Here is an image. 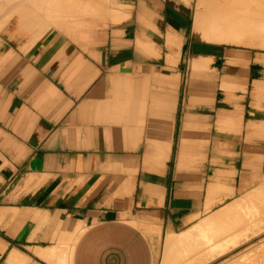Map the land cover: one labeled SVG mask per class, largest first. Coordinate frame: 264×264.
I'll use <instances>...</instances> for the list:
<instances>
[{
	"label": "crops",
	"instance_id": "1",
	"mask_svg": "<svg viewBox=\"0 0 264 264\" xmlns=\"http://www.w3.org/2000/svg\"><path fill=\"white\" fill-rule=\"evenodd\" d=\"M95 1L0 0V264H159L264 178V52Z\"/></svg>",
	"mask_w": 264,
	"mask_h": 264
},
{
	"label": "bare ground",
	"instance_id": "2",
	"mask_svg": "<svg viewBox=\"0 0 264 264\" xmlns=\"http://www.w3.org/2000/svg\"><path fill=\"white\" fill-rule=\"evenodd\" d=\"M57 1L61 2V0H57ZM202 9L203 11H205L204 13L206 20L211 24L213 28L214 37H218V38L220 37L222 39H226L227 41L239 45L251 43L249 42L250 38L253 39L258 38L264 40V0H197V10L199 11V13H202ZM121 16L126 17L127 15L123 14ZM121 16H119V18H122ZM209 60L211 61V59ZM263 206H264V182H261L259 183V186L250 190L249 193H246L245 195L235 199L228 205L222 207L218 211L214 212L215 214H212V216L209 215L210 217L208 218L206 217L204 220L202 219L200 224H198L195 228L187 232L186 235L185 234L181 235V237L183 236L182 239H180L181 237H179V240H177V238L174 237V239H176L174 240L173 236L169 237L168 245L172 243L171 246L173 247L172 248L169 246V248L173 250L175 249L174 250L175 252L176 250L177 251L178 250L180 251V249L182 250L183 247L184 250L185 247H187L186 249H189L190 246L188 247L186 245H188L187 243L193 240L195 236L194 240L197 239V243L195 241H192L193 243L192 242L191 243L194 244L195 242L197 244L196 245L197 248L199 249L197 250V248H195L196 246H194V249H196V251L192 250L194 251V253L192 251L191 253H193V256L194 254L196 255L200 254L199 257L194 256V258H192L193 257L192 255L190 257L188 253L185 254L186 250L185 251L183 250L182 253H180L178 256L177 253L172 254L174 253L173 250L171 251V249L169 250L167 247V249L171 251L170 255L173 256L177 255L175 259L173 256L172 257L170 256L171 258L174 259V261H176V263H173L174 261L172 262L171 259V264H178L180 260L182 261V263L184 262L186 263L187 262L186 259L188 258L187 256H189L191 259H194L193 261L188 258L190 260L189 262L192 261V263L193 262L195 263V260L199 259L197 264H200L202 263V261L200 262V260H203L202 258L204 256H206L205 258H207V254L209 255L208 251L207 253L206 252L202 253V251H205L206 249L210 250L209 252L211 253L212 256L215 253H217V256L218 255L221 256L223 254H227L228 250L229 252L233 250L232 247L237 248L243 242H244L243 244L247 242L246 245L248 246L251 244L249 248H251V246L254 247L255 244H252L253 241L250 238H252V236H254L255 238L256 233H259L260 231L264 230V225L263 223H261L264 222V220H262L264 218H262V216L259 213V211L262 208H264ZM257 215L258 216L260 215L261 217H258ZM255 216L257 218H261L262 221L260 220L261 222H259V219L258 220H256L257 218L254 219ZM259 224H262V226H260V228H256V226H259ZM251 231H253V235L249 236V232L251 233ZM261 237L264 238V235H261ZM261 237L259 236V239L263 240L261 239ZM170 238H172L173 240ZM178 246H180L181 248L180 249L175 248ZM65 252L67 251L65 250ZM65 252L63 251L62 252L63 254L61 253L62 256L64 255ZM16 254L17 253H15L14 255ZM183 255H186V258ZM65 256H67V254ZM180 256L181 257L183 256L185 261L182 260V258L180 259L179 258Z\"/></svg>",
	"mask_w": 264,
	"mask_h": 264
},
{
	"label": "rangeland",
	"instance_id": "3",
	"mask_svg": "<svg viewBox=\"0 0 264 264\" xmlns=\"http://www.w3.org/2000/svg\"><path fill=\"white\" fill-rule=\"evenodd\" d=\"M181 2H183L188 8H189V12H190V16H191V22H192V24L194 25V27L196 26V33L197 34H199L200 35V32L202 31V30H204L206 33H207V36H212V34H213V28H212V26H211V24L206 20V17H205V11H203V9H202V13H199V11L197 10V0H180ZM213 38H215L217 41H213V40H209V41H207V42H211V41H213L212 43H215V44H219L220 46H222V47H224V48H238V49H252V50H254V51H257V52H261V51H263L264 52V40H262V39H258V38H250V41L249 42H251V43H249V44H243V45H239V44H235V43H232V42H230V41H227L226 39H222V38H218V37H213ZM206 40H208V39H206ZM206 40H203V41H205L206 42ZM220 84V83H219ZM235 91H237V90H235ZM247 91H249V92H251V90H248V89H244V90H240V93L242 92H247ZM239 92V91H238ZM213 98L215 99V100H217V101H222V100H224L226 97H225V91H223L222 89H214V91H213ZM261 182H264V178L261 180ZM259 186V185H258ZM252 190V189H251ZM250 191H244L242 194H241V196H243V195H245L246 193H249ZM241 196H239V197H241ZM238 197V198H239ZM237 199V198H236ZM264 207V206H263ZM264 208H262L260 211H259V213H260V215L262 216V218H264V210H263ZM262 210H263V212H262ZM262 212V213H261ZM258 213V214H259ZM258 216V217H261V216ZM255 218H257L256 216L254 217V219ZM259 219V222H261L262 220H264V219H262L261 220V218H257L256 220H258ZM261 220V221H260ZM255 221V220H254ZM257 222V221H256ZM261 223H263V225H264V222H261ZM260 226H262V224H259V226H256V228H260ZM261 232V233H260ZM259 233H256V235H255V238H254V236H252L253 235V231H251V233L249 232V236H252V238H250L253 242H252V244H255V246L253 247V246H251V248H249L250 247V245L248 246V245H246V243L245 244H241L240 246H238L237 248H234V247H232V249L233 250H231L230 252H229V250H228V253L227 254H223V255H218L217 256V253H215L213 256L211 255V253L209 252L210 250H205V251H202V253L204 252H206L207 253V251H208V253H209V255H211L212 256V259H211V256H209L208 254H207V258H205L206 256H204L202 259L203 260H200V262L202 261V263H200V264H263L264 263V238L263 237H261V235H264V230L263 231H260ZM261 237V239H263V240H260L259 239V236ZM192 241H195L196 243H197V239L196 240H191V241H189V243H187L188 245H186V246H190L189 247V249H186L187 247H185V250H184V247L182 248V250L180 249L181 247L180 246H178V247H175V248H178V249H180V251H179V253H178V251L176 250L175 252H174V250H173V252L174 253H172V254H175V253H177V255L179 256V254L180 253H182V251L184 250L185 251V254L186 253H188V255H190V257H191V255L193 256V253H194V251H192V250H195L196 251V249H194V246H196L197 244L194 242V244H192L193 242ZM192 242V243H191ZM255 242V243H254ZM191 245H192V248H191ZM195 248H197V246L195 247ZM199 248H197V250H198ZM190 251V252H189ZM191 251L193 252V253H191ZM200 251V250H199ZM245 251V252H244ZM247 251V252H246ZM170 251L167 249V247L165 248V250H164V252H163V256H162V258H161V261H160V263L159 264H171V259H172V262L174 261V259H175V257L177 256V255H175V256H173V255H170L171 253H169ZM197 253H199V252H197ZM164 254H165V256H164ZM183 254H184V252H183ZM173 256L174 257V259L173 258H171V257ZM185 258H186V255H183ZM179 257L180 259L182 258V260H184V257ZM194 256H200V254H198V255H196V254H194ZM194 256L192 257V258H194ZM209 256V257H208ZM190 260H193L194 261V259H191L189 256H187ZM198 257H196V258H198ZM214 257V258H213ZM187 258V259H188ZM178 259V258H177ZM186 259V263L184 262V263H182V261L180 260V262L179 263H182V264H197L198 263V261H199V259H196L195 260V263L193 262L192 263V261L191 262H189L190 260L188 259L187 260ZM201 259V258H200ZM210 259V260H209ZM170 262H169V261ZM206 260V261H205ZM228 260V261H227ZM185 261V260H184ZM225 261H227V262H225ZM168 262V263H167ZM260 262V263H259ZM173 263H176V261H174ZM178 263V264H179Z\"/></svg>",
	"mask_w": 264,
	"mask_h": 264
}]
</instances>
